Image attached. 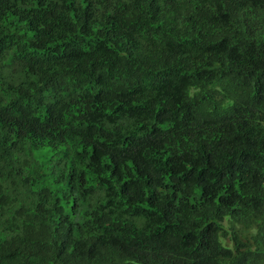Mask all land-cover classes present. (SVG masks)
Masks as SVG:
<instances>
[{
  "label": "trees",
  "instance_id": "1",
  "mask_svg": "<svg viewBox=\"0 0 264 264\" xmlns=\"http://www.w3.org/2000/svg\"><path fill=\"white\" fill-rule=\"evenodd\" d=\"M0 264H264V0H0Z\"/></svg>",
  "mask_w": 264,
  "mask_h": 264
}]
</instances>
